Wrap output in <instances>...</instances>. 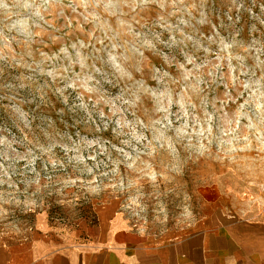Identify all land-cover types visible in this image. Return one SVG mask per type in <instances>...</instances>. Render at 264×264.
Returning a JSON list of instances; mask_svg holds the SVG:
<instances>
[{"label": "rangeland", "instance_id": "374dc122", "mask_svg": "<svg viewBox=\"0 0 264 264\" xmlns=\"http://www.w3.org/2000/svg\"><path fill=\"white\" fill-rule=\"evenodd\" d=\"M188 2L196 4L193 15L199 19L202 11L206 18L203 27L193 21L199 32L211 35L214 25L229 41L239 32L246 47L264 44V0H244L255 16L237 13L232 0ZM172 12L161 0H126L115 15L102 7L85 11L73 0H0V138L11 144L0 145V246L42 226L75 229L108 201L133 227L159 238L207 229L213 218L264 216V86L256 96L243 87L264 75V65L257 68L248 57L241 69L232 61L237 72L230 74L227 60L214 70L217 61L208 57L200 91L187 93L195 108L185 99L188 127L179 131L184 119H177L176 101L188 82L179 68L183 46L171 40L180 37L165 27L178 25L180 15ZM113 44L115 54L127 58L131 78H120L106 63ZM62 48L72 61L81 51L87 67L70 63ZM198 56L202 63L204 53ZM87 75L94 77V93L79 87L77 76ZM72 82L77 88L68 87ZM165 87L173 98L170 125L157 110Z\"/></svg>", "mask_w": 264, "mask_h": 264}, {"label": "crops", "instance_id": "0c3cea01", "mask_svg": "<svg viewBox=\"0 0 264 264\" xmlns=\"http://www.w3.org/2000/svg\"><path fill=\"white\" fill-rule=\"evenodd\" d=\"M213 225L159 238L133 227L116 203L71 228L44 227L0 246V264H264V216L213 218Z\"/></svg>", "mask_w": 264, "mask_h": 264}, {"label": "clouds", "instance_id": "9594fccd", "mask_svg": "<svg viewBox=\"0 0 264 264\" xmlns=\"http://www.w3.org/2000/svg\"><path fill=\"white\" fill-rule=\"evenodd\" d=\"M51 0H44L45 4L50 3ZM143 2L147 3L148 0H143ZM170 2L171 7L173 8V12L171 15L176 16L177 14L180 15V19L178 21L177 26H173L172 24L168 23L165 25V27L169 31H175L178 33L180 39L177 40V37L173 35L171 37L172 43L176 45H182L183 48L181 49V54L185 57V63L180 64L179 68L182 71V80L185 82H188L187 85L184 87V90L182 94L180 95V98L176 101L178 104L180 111L182 113V116H177V119H184V124L182 128L179 131H183L184 129H187L188 127V108L185 103V99L187 97V102L191 107L195 108L194 104H191V97L187 96L188 90L191 89L193 92L200 91V84L203 83V69L207 68L209 64L211 63L210 60L207 58L210 56H214L217 63L213 65V69H220L223 65V62L225 60L228 61V68L229 73H236L237 72V66H234L232 64V61H237L238 65L241 69H244L245 61L248 57H251L255 60L256 67L260 68L261 65H264V60H261V55L264 54V44H261L259 41H253V43L249 46H244L239 40L238 37L240 36L239 32H236L235 35L232 36L231 40H227L225 37L221 36L219 33V30L212 25L213 33L211 35H205L201 32H199L196 27L193 24V21H195V24L200 25L203 27L206 23V18L204 16V13L200 12V18L198 19L195 15H193L194 12H196V4L195 2L189 3L188 0H161V6H163L164 3ZM73 3L76 4L77 7H83L85 11H87L88 8L92 9H98L103 8V11L109 13L110 15H115L119 9V6L122 3H126V0H73ZM232 3L235 5L236 12L241 13L242 11H248L250 16H255V13H253L250 9L245 8L244 0H240L239 3H237V0H232ZM264 11V9H262ZM36 15H39V9L36 10ZM94 18H96L95 12L91 13ZM187 17V18H185ZM88 17L86 16L85 19ZM231 20V17H229ZM240 22L239 15L237 16V19L235 23ZM261 24H264V20L260 21ZM179 25H183V28L179 27ZM191 29V33H186L184 29ZM252 31H256L255 26H253ZM189 45H191L192 50L189 51ZM149 48L154 47L151 44H147ZM213 46H215L216 51H213ZM81 48L84 47V45L81 43ZM117 45H112V51L107 53L108 59L107 64L111 67L113 72L119 76L120 78L128 77L131 78L130 73L126 70L124 67V63L126 62V57L124 56H117L116 50ZM72 48H76V45L73 44ZM240 48L243 53L248 54L247 56L241 55V54H234L233 49ZM61 52L69 59L70 63L79 64L81 69H84L87 67L86 61L88 57L82 55L81 51H76V60L72 61L71 56L68 53L67 48H62ZM203 52L204 53V61L198 62V54ZM188 65H191V68L188 67ZM93 69L97 74H102V69L95 67L93 65ZM67 71V69H65ZM48 75L52 76L54 75L53 72L47 73ZM209 76L214 75V71L210 70L207 73ZM167 76L168 74L165 73ZM241 76H247L248 71L242 70L240 71ZM252 76H255V72L251 73ZM77 79L79 80V87L83 88L85 92L87 93H94L97 91L96 87L89 86L93 80V75H87L81 78L80 76H77ZM233 81L239 79L237 76L232 77ZM194 81V83H192ZM264 81V75H261L259 79H256L254 81L250 80L249 82H244L243 87L247 89H253L252 95L256 96L257 92H260V89L262 86L261 82ZM97 84H99V81H96ZM68 87L70 88H77V83L72 82L68 84ZM152 95L155 97L156 93L153 92ZM260 96L264 97V92H260ZM160 107L157 109L160 112H164L166 115L164 116L165 120H168V124H171V120L168 119V117L171 115L170 108L173 104V98H172V91L165 87V91L161 92L159 96L157 97ZM81 100V107L86 108L87 106L83 103V96L80 97ZM165 101L167 102L165 106ZM67 100L65 99V103ZM108 103H111L113 112L119 111L116 108V105L114 102L108 101ZM124 103H129L128 101H124ZM103 115V113H101ZM207 115V113L205 114ZM212 117L208 116V123L211 124ZM156 123H160V121H157ZM196 123H199V119H196ZM118 126H125L121 123L120 120L117 121ZM209 135L211 134V127L207 129ZM200 135L204 134V129H201ZM133 135H135V132L133 131ZM9 148H11V144L8 143L5 139L0 138V145H5ZM93 142L88 143V147H92ZM79 149V146H77V150ZM76 159L83 161L82 156L75 157Z\"/></svg>", "mask_w": 264, "mask_h": 264}]
</instances>
